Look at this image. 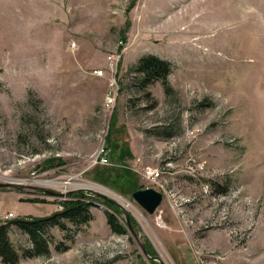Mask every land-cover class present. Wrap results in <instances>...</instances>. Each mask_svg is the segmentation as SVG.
<instances>
[{"label":"rangeland","instance_id":"rangeland-1","mask_svg":"<svg viewBox=\"0 0 264 264\" xmlns=\"http://www.w3.org/2000/svg\"><path fill=\"white\" fill-rule=\"evenodd\" d=\"M0 183L4 220L91 203L49 255L12 227L16 264H264V0H0Z\"/></svg>","mask_w":264,"mask_h":264},{"label":"trees","instance_id":"trees-1","mask_svg":"<svg viewBox=\"0 0 264 264\" xmlns=\"http://www.w3.org/2000/svg\"><path fill=\"white\" fill-rule=\"evenodd\" d=\"M169 63L156 56L143 58L140 68L147 72L146 77L150 79L165 78L169 72ZM106 150L107 148L104 147ZM82 194V192H81ZM76 195L85 198L86 194ZM79 197V198H80ZM68 200L64 209L44 217H21V218H0V264H16L21 254L10 237L11 228L16 226L26 232L31 241L32 247L23 250V256L32 257L35 255H49L50 244L54 241L51 228L58 226L63 230H68L67 221L76 225L87 224L93 219L90 210V202L85 199ZM88 198V197H87ZM109 206H114L111 201L105 199ZM108 224L113 231L118 233L126 232L124 225L114 212H107ZM155 264H157L155 262Z\"/></svg>","mask_w":264,"mask_h":264},{"label":"water","instance_id":"water-1","mask_svg":"<svg viewBox=\"0 0 264 264\" xmlns=\"http://www.w3.org/2000/svg\"><path fill=\"white\" fill-rule=\"evenodd\" d=\"M4 185H6V184L0 183V186H4ZM83 189H90V188H82L81 187V188L69 190L67 192H57V191H54L52 189H47V188L41 187V190H43L45 193H49L52 195H60V196L70 194L73 191H81ZM92 190H94V189H92ZM94 191H95V195L97 197L107 199V200L111 201L112 203L119 205L120 207L124 208V206L120 202L115 200V198L112 195L108 194L107 192H105V191L100 192V191H96V190H94ZM132 197L148 213L153 214L156 212V210L158 209V207L162 203L163 198H164V194L162 191H160L154 187H146V188H139V189L135 190L132 193ZM129 216H130V213H127V218H129ZM139 242H140V245L142 246L144 252H146L145 246L142 244V242L140 240H139ZM146 254H147V252H146Z\"/></svg>","mask_w":264,"mask_h":264},{"label":"built area","instance_id":"built-area-1","mask_svg":"<svg viewBox=\"0 0 264 264\" xmlns=\"http://www.w3.org/2000/svg\"><path fill=\"white\" fill-rule=\"evenodd\" d=\"M121 43L123 44V41ZM110 59H112V56L110 57ZM102 72H103L102 70H95V73H98V74H101ZM115 84H116V80L112 79L111 80L112 89L107 94V100H106V103H107L108 106H113L115 104V102H116L117 93L113 92V87H114ZM97 158L99 159V162H101V163H107L108 162L107 151L104 149V147L98 153V156L96 157V159ZM152 175H154V174H152ZM157 175H159V174L157 173L156 176ZM13 216H14L13 212H9V213L4 215L5 218H13Z\"/></svg>","mask_w":264,"mask_h":264},{"label":"bare ground","instance_id":"bare-ground-1","mask_svg":"<svg viewBox=\"0 0 264 264\" xmlns=\"http://www.w3.org/2000/svg\"><path fill=\"white\" fill-rule=\"evenodd\" d=\"M30 180H33V179H30ZM36 181L40 182V183H47L46 180H42V179H37ZM69 184V181H66L64 182V185H68ZM98 187H102L100 185H97ZM104 187V186H103ZM82 188H89V187H82ZM91 188V187H90ZM98 190V189H97Z\"/></svg>","mask_w":264,"mask_h":264}]
</instances>
